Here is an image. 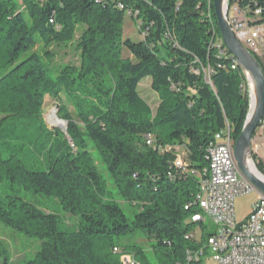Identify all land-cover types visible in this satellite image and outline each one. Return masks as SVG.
Masks as SVG:
<instances>
[{
  "label": "trees",
  "instance_id": "trees-1",
  "mask_svg": "<svg viewBox=\"0 0 264 264\" xmlns=\"http://www.w3.org/2000/svg\"><path fill=\"white\" fill-rule=\"evenodd\" d=\"M126 16L137 41L124 36ZM220 43L212 0H0V224L39 242L13 262L0 238V264H203L189 260L207 236L190 219L196 174L213 135L228 125L235 141L248 114L244 78ZM60 52L75 61L57 64ZM146 77L154 112L138 91ZM46 96L67 136L47 127ZM165 145L181 148L184 170L173 149L159 153Z\"/></svg>",
  "mask_w": 264,
  "mask_h": 264
},
{
  "label": "built area",
  "instance_id": "built-area-1",
  "mask_svg": "<svg viewBox=\"0 0 264 264\" xmlns=\"http://www.w3.org/2000/svg\"><path fill=\"white\" fill-rule=\"evenodd\" d=\"M230 7L234 14L233 16L228 14L227 6V20L235 38L253 57L262 60L264 57V4L254 0L246 9L238 5ZM217 47L219 54H223L225 47L222 42ZM209 74V69L204 70V80L208 83L210 82ZM244 94L248 98L249 114L253 102L250 88ZM256 129L257 133L253 134L251 141L252 155L258 157L263 151L260 159L262 158L264 163V117ZM145 141L148 146L154 144L149 135L145 137ZM233 143L228 125L216 132L206 149L207 167L196 174L199 180L197 191L193 196V204L199 211L191 215L190 219L201 224V218H208L209 232L206 240L197 249L189 251V260L203 259L208 255L216 264H264V195L260 194L241 175L233 157ZM171 149L175 152L172 166L175 169L184 170L186 168L183 160L184 152L180 147L177 145L158 147L161 154ZM208 153L217 154V163H209ZM252 191L258 192V198L245 220L237 222L234 214V200L237 196ZM190 206L191 204H186L184 209L188 210ZM202 226L205 228L206 225ZM121 261L123 264H134L127 255L121 256Z\"/></svg>",
  "mask_w": 264,
  "mask_h": 264
},
{
  "label": "water",
  "instance_id": "water-1",
  "mask_svg": "<svg viewBox=\"0 0 264 264\" xmlns=\"http://www.w3.org/2000/svg\"><path fill=\"white\" fill-rule=\"evenodd\" d=\"M227 1L212 0L214 15L220 34V39L238 65V68L252 92V108L248 114L241 132L235 139L232 147L235 163L243 177H245L255 189L264 195V177L260 175L253 163L251 141L253 134L264 117V71L255 57L235 38L227 20ZM58 111V104L55 105ZM61 123L59 129L67 136V123L56 116ZM252 164L259 174L253 173L249 167Z\"/></svg>",
  "mask_w": 264,
  "mask_h": 264
},
{
  "label": "rangeland",
  "instance_id": "rangeland-1",
  "mask_svg": "<svg viewBox=\"0 0 264 264\" xmlns=\"http://www.w3.org/2000/svg\"><path fill=\"white\" fill-rule=\"evenodd\" d=\"M237 3L233 4V7L236 6ZM231 8V7H230ZM229 8L228 14L230 16H233V12ZM124 36L126 38H130L134 41L139 40L140 35L136 30L135 23L129 19L127 16L124 18ZM75 61V58L71 53L64 55L62 52H60L57 57L55 58V62L57 64L59 63H68V62H73ZM264 62V57L261 60ZM149 78H144L142 79L138 91L140 95L144 98V100L147 102L151 110L154 112L156 105L158 103V98L156 93L151 89L149 81H147ZM57 104V101L55 99L49 98L48 96L45 97V102L43 106V114L42 117L49 129H54V128H59V125L51 120V112L54 111L56 116L57 112L55 111V105ZM51 125H55L56 127H50ZM257 133V129L255 130ZM254 132V133H255ZM263 141H264V136H263ZM260 154V153H259ZM261 156L258 155V158ZM254 163V161H253ZM40 163L37 162V165ZM255 165V163H254ZM260 175L264 177V173L260 172ZM18 195L22 196L25 200H28L32 202L33 204L45 209L46 211L53 212L56 214H59L60 216L63 215L64 218L69 219L70 217L64 215L57 204L54 200L51 198L39 196V195H34L31 192L27 191H19L17 193ZM258 198V192L257 191H252L247 194H242L236 197L234 200V214H235V219L237 222H242L245 220L247 217L248 213L251 211L253 203L256 201ZM205 223L203 225H206L205 228L201 224H196L194 226V233L196 238H200L201 235L207 234L209 232V221L208 218H205ZM0 238L10 247V251L12 254V261L17 262L24 257L27 259H31L34 256V252L37 249V246L39 242H37L35 239L28 238L20 233L13 232L11 229L3 226L0 224ZM138 242L145 246L147 244L143 239H138ZM114 253H117V250H112ZM203 264H216L211 260V258L206 255L203 257Z\"/></svg>",
  "mask_w": 264,
  "mask_h": 264
},
{
  "label": "bare ground",
  "instance_id": "bare-ground-1",
  "mask_svg": "<svg viewBox=\"0 0 264 264\" xmlns=\"http://www.w3.org/2000/svg\"><path fill=\"white\" fill-rule=\"evenodd\" d=\"M231 59H232V57H231ZM232 61H233L232 67L233 68H236V67L238 68V65H237L236 62H234V59H232ZM248 88H249V86L247 85L246 81L243 80V82H242V90H244L247 93L248 92ZM50 116H51V120L55 121L58 125H61V123L57 120L56 114H55L54 111L51 112V115ZM251 151H252V148H251ZM208 160H209V163H217V154H215V153H208ZM249 167H250V169H251V171L253 173H255L256 175L259 176V174L257 173V171L255 170V168H254V166L252 164H249ZM205 220H206L205 218H201V224H204L205 223Z\"/></svg>",
  "mask_w": 264,
  "mask_h": 264
},
{
  "label": "crops",
  "instance_id": "crops-1",
  "mask_svg": "<svg viewBox=\"0 0 264 264\" xmlns=\"http://www.w3.org/2000/svg\"><path fill=\"white\" fill-rule=\"evenodd\" d=\"M259 155L262 157V156H263V151H261ZM261 160H262V158H261ZM262 161H263V160H262Z\"/></svg>",
  "mask_w": 264,
  "mask_h": 264
}]
</instances>
